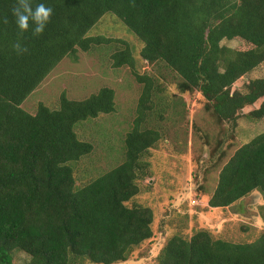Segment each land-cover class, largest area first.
<instances>
[{
    "label": "trees",
    "instance_id": "trees-1",
    "mask_svg": "<svg viewBox=\"0 0 264 264\" xmlns=\"http://www.w3.org/2000/svg\"><path fill=\"white\" fill-rule=\"evenodd\" d=\"M16 0H0V264H76L87 260L111 264L124 260L128 247L151 237L152 212L130 203L140 160L159 139L143 127L153 108V81L133 68L128 44L119 38L86 36L99 18L116 17L140 42L139 57L162 62L179 79V90H194L217 123L230 126L244 114L264 117V78H252L243 90L231 85L264 63V0H31L44 3L53 15L39 36L34 25L21 33L11 8ZM7 21V22H5ZM238 38L245 50L220 45ZM20 40L28 51L18 55ZM116 47L109 66H127L140 91L131 127L123 136L122 160L85 184L74 187L70 162L92 146L73 130L77 122L114 111L113 90L100 87L83 99L60 92L56 107L38 102L32 113L20 107L25 97L64 57L96 46ZM264 193V131L239 145L218 170L207 197L210 208L229 206L253 190ZM157 264H264V232L252 241L214 239L205 230L188 238L169 237Z\"/></svg>",
    "mask_w": 264,
    "mask_h": 264
},
{
    "label": "rangeland",
    "instance_id": "rangeland-1",
    "mask_svg": "<svg viewBox=\"0 0 264 264\" xmlns=\"http://www.w3.org/2000/svg\"><path fill=\"white\" fill-rule=\"evenodd\" d=\"M92 35L124 40L134 70L151 77L154 106L143 127L154 128L160 135L141 155L146 167L137 173V193L126 202L151 210V237L129 246L125 259L111 264H157V254L169 237L188 238L200 229L211 238L234 243L250 242L264 232V193L257 189L229 206L206 205L221 165L239 145L264 131V117L254 120L242 114L257 107L260 99L243 107L233 126L217 123L205 110L198 92L180 91V79L167 66L159 61L147 63L139 57L140 42L116 17L103 14L87 30L86 36ZM219 44L235 50L250 47L238 38L222 39ZM115 47L93 46L87 52L76 51L73 59L62 58L20 104L32 113L38 102L56 107L60 92L70 99H83L103 86L113 90V112L74 125L76 137L92 146L90 153L69 163L75 188L122 160V140L131 127L140 84L127 66H109V53ZM258 77L264 78V63L235 80L231 89L243 90L247 80ZM25 259L21 252L12 254L13 264H22Z\"/></svg>",
    "mask_w": 264,
    "mask_h": 264
},
{
    "label": "clouds",
    "instance_id": "clouds-1",
    "mask_svg": "<svg viewBox=\"0 0 264 264\" xmlns=\"http://www.w3.org/2000/svg\"><path fill=\"white\" fill-rule=\"evenodd\" d=\"M11 12L21 33L27 31L30 21L32 22L34 25L32 34L34 36H39L44 32L47 23L53 15L51 7L46 6L44 3H39L33 8L31 0H16L11 8ZM12 48L18 55H22L28 51L27 47L23 46L20 40H17L12 45Z\"/></svg>",
    "mask_w": 264,
    "mask_h": 264
}]
</instances>
